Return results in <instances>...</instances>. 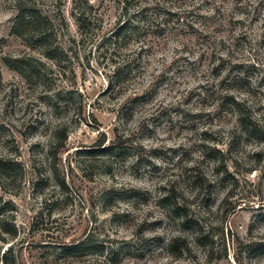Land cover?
I'll list each match as a JSON object with an SVG mask.
<instances>
[{
	"label": "rangeland",
	"instance_id": "rangeland-1",
	"mask_svg": "<svg viewBox=\"0 0 264 264\" xmlns=\"http://www.w3.org/2000/svg\"><path fill=\"white\" fill-rule=\"evenodd\" d=\"M41 7L66 53L55 64L10 34L0 0V264H264V0ZM25 57L42 82L4 62ZM86 237L103 253L68 250Z\"/></svg>",
	"mask_w": 264,
	"mask_h": 264
},
{
	"label": "trees",
	"instance_id": "trees-1",
	"mask_svg": "<svg viewBox=\"0 0 264 264\" xmlns=\"http://www.w3.org/2000/svg\"><path fill=\"white\" fill-rule=\"evenodd\" d=\"M12 2L15 9V15L10 28V34L19 38L23 43L32 49H36L40 52L43 58L51 63L60 62V58H66V53L59 44V34L56 29L54 20L46 13L41 7V0H9ZM85 10L78 12L74 15L76 25L79 31H83L84 26L88 24L89 17L91 16L92 6L87 1H83ZM124 9L127 8L124 6ZM120 26L117 28L110 37V46L116 47L117 43L121 41L127 34L129 27L126 22H120ZM5 65L10 69L18 73L24 80L36 82H42L44 70H47L46 65L40 60L33 57H25L18 59H5ZM123 76V68L116 66L113 68L112 75L110 77L109 84ZM243 118V117H242ZM240 118V120H242ZM54 144L57 148H62L66 139V130L64 128H57L54 133ZM118 142L102 149V154L106 156H112L120 149ZM98 147L101 144L97 145ZM7 165L0 160V170H6ZM63 187V183H61ZM61 187V186H60ZM174 210H179L176 207ZM191 221L187 217H183L182 225L186 228H191L189 225ZM261 247V246H259ZM168 249L175 256H180L182 252H187L188 244L183 238H175L168 244ZM69 251L83 252L92 251L103 253L104 249L100 245H95L89 241L86 237L80 243L70 246ZM1 264H8L7 253H4L1 257Z\"/></svg>",
	"mask_w": 264,
	"mask_h": 264
}]
</instances>
